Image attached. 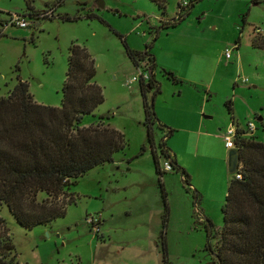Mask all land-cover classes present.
Wrapping results in <instances>:
<instances>
[{
	"label": "rangeland",
	"instance_id": "obj_1",
	"mask_svg": "<svg viewBox=\"0 0 264 264\" xmlns=\"http://www.w3.org/2000/svg\"><path fill=\"white\" fill-rule=\"evenodd\" d=\"M97 1L102 7L96 6ZM180 1L184 0H165L162 11L150 0H0V96L22 80L34 101L59 106L67 49L76 43L93 58V80L103 96L92 114L82 116L81 125L103 116L124 138L111 163L76 178L75 200L62 216L25 228L0 205L19 261L155 264L153 254L161 255L158 229L163 204L150 147L161 165L166 159L160 151L161 140L190 175V189L175 169L160 175L169 207L164 227L167 259L169 264H204L208 259L203 222L208 218L213 227L220 225L230 178L222 132L233 116L240 128L252 121L255 137L264 141V49L251 45L252 36L264 35V0L195 2L175 27L185 41L177 56L167 52L175 34L165 36L161 29L152 41L150 26L173 18ZM50 8L51 19L26 15ZM14 14L26 15L28 27L3 25ZM63 15L76 18L64 21ZM122 39L136 51L152 43L148 51L155 59L159 93L153 100L151 123L144 122L138 80L125 84L131 77L138 79L143 67L127 57ZM168 72L179 81L172 82ZM150 94L146 93L147 100ZM192 188L200 194L197 215ZM86 213L103 216L98 232L84 221Z\"/></svg>",
	"mask_w": 264,
	"mask_h": 264
},
{
	"label": "trees",
	"instance_id": "obj_2",
	"mask_svg": "<svg viewBox=\"0 0 264 264\" xmlns=\"http://www.w3.org/2000/svg\"><path fill=\"white\" fill-rule=\"evenodd\" d=\"M150 1L164 11L165 0ZM197 1L188 0L185 5L178 2L173 18L159 21L155 27L150 26L154 28L152 41L161 29L179 24ZM38 15L51 19L53 8L41 14H27L36 18ZM60 18L70 21L76 17L63 15ZM123 43L127 57L135 66L142 63L147 73V79L139 78L138 84L144 122L151 123L155 120L153 99L159 93V84L154 77L156 63L148 51L152 43L142 51L129 49L124 40ZM251 45L264 49V35L252 36ZM94 74V61L86 48L71 42L67 49L59 106L34 101L27 83L22 80H18L5 96H0V205L3 204L22 227L31 228L62 216L66 206L75 200L72 188L76 178L95 165L112 161L115 151L124 146L122 132L109 126L103 116H97L93 124L81 125L82 116L92 114L103 101L101 88L93 80ZM168 78L175 83L179 81L171 72H168ZM147 92H151L148 100ZM227 109H230L228 103ZM157 125L164 127L161 123ZM167 133L170 134L171 130ZM240 133L233 138L239 157L236 170L239 177L230 173L221 205V223L213 227L208 218L203 222V248L208 253L204 264H264V141L258 140L254 134ZM147 136L150 140L149 131ZM160 143V151L166 156L164 160L169 161L171 169L179 171L185 188L190 189L189 173L170 155L164 141ZM151 149L163 204L160 258L161 264H169L164 244L168 210L160 179L166 170L159 165L153 146ZM191 191L193 213L197 215L199 193L195 188ZM7 231L0 215V264H28L17 259Z\"/></svg>",
	"mask_w": 264,
	"mask_h": 264
},
{
	"label": "built area",
	"instance_id": "obj_3",
	"mask_svg": "<svg viewBox=\"0 0 264 264\" xmlns=\"http://www.w3.org/2000/svg\"><path fill=\"white\" fill-rule=\"evenodd\" d=\"M186 3H187V1H185V0L180 1V5H185ZM26 15H24V14H22V15H18V14L9 15V18L7 20H5L3 25L10 24V25H16L18 27H28L29 23L26 19ZM255 31L257 32L258 29H255ZM224 57L226 59L230 57L228 49H225ZM139 78H141L142 80L145 81L147 79V73L144 70L139 72L138 79ZM138 79L131 77L125 82V84L127 86H130L134 81H136ZM238 80L240 82H245L246 78H240ZM255 128L256 127L252 121H247L244 128H237L235 123L233 121H230L228 127H226L224 129V131L222 132V136L224 139V145L226 147H233L234 146L233 138L236 134L238 135V133L242 132V134L248 136V135L254 134ZM160 166L163 170H170L171 169V166H170V163L168 160H163L162 164ZM234 175L236 177H239V173L236 171L234 172ZM84 221L89 225L91 230H93L95 232L98 231L100 219H99V215L97 213H86L85 217H84Z\"/></svg>",
	"mask_w": 264,
	"mask_h": 264
},
{
	"label": "crops",
	"instance_id": "obj_4",
	"mask_svg": "<svg viewBox=\"0 0 264 264\" xmlns=\"http://www.w3.org/2000/svg\"><path fill=\"white\" fill-rule=\"evenodd\" d=\"M190 12V11H189ZM162 21H165V20H162ZM178 25V24H177ZM176 25V26H177ZM157 26V25H156ZM176 26H173V27H170V28H166L165 29V31H164V35L165 36H168V34H175V38H173V39H171V44H172V46L170 45V46H168V49H167V52H169L170 54H173V55H181L182 54V50H181V47H183L184 46V43H185V41L184 40H182L183 38H180V37H182V36H179L178 34H180L178 31H177V27ZM176 27V28H175ZM160 32L161 31H159V33H158V36L160 35ZM181 34H183V33H181ZM261 34V33H260ZM261 35H263V34H261ZM184 41V42H183ZM135 50V49H134ZM155 60V59H154ZM154 100V99H153ZM198 117H197V120H200V115H197ZM204 118H208V116H205ZM231 118L232 119H230V121H233L234 123H235V125H236V127L237 128H240V126L236 123V121H235V119L233 118V116H231ZM229 125V124H228ZM228 127V126H227ZM221 137H222V140H223V146L225 147V148H227V149H229L230 147H226L225 145H224V139H223V136L221 135ZM151 148V147H150ZM226 161H227V155H226ZM112 161H109V162H104V163H102V164H99V165H95V166H93V167H91L90 169H92V168H94V167H99V166H103L104 164H107V163H111ZM181 179V178H180ZM164 187V186H163ZM165 189V188H164ZM166 192V191H165ZM166 196V195H165ZM199 197H200V194H199ZM166 203H167V198H166ZM167 206H168V204H167ZM168 209H169V207H167ZM167 209V210H168ZM100 214V213H99ZM99 219H100V221H99V229H98V231L100 230V228H102V226H103V216L101 215V216H99ZM159 230H160V227H159V229H158V234L160 235V232H159ZM97 231V232H98ZM150 234L153 236L154 235V233L152 234V232H150ZM100 237H101V239L103 238V235H102V232L100 233ZM160 240H161V238H160ZM164 244H165V248H166V250H167V246H166V240H165V233H164ZM154 255V257H155V264H161V260H160V255H158L157 253L156 254H153ZM120 264V263H119Z\"/></svg>",
	"mask_w": 264,
	"mask_h": 264
},
{
	"label": "water",
	"instance_id": "obj_5",
	"mask_svg": "<svg viewBox=\"0 0 264 264\" xmlns=\"http://www.w3.org/2000/svg\"><path fill=\"white\" fill-rule=\"evenodd\" d=\"M102 2L101 1H97L96 2V6L98 8L102 7ZM260 117H257L256 120H260ZM239 164V157H238V151L237 149L233 146L230 147L227 151V161H226V167H227V171L229 173H234L237 170Z\"/></svg>",
	"mask_w": 264,
	"mask_h": 264
}]
</instances>
